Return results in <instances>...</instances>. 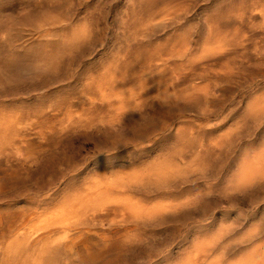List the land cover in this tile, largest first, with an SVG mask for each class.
Here are the masks:
<instances>
[{"label": "rangeland", "instance_id": "374dc122", "mask_svg": "<svg viewBox=\"0 0 264 264\" xmlns=\"http://www.w3.org/2000/svg\"><path fill=\"white\" fill-rule=\"evenodd\" d=\"M31 259L264 264V0H0V264Z\"/></svg>", "mask_w": 264, "mask_h": 264}, {"label": "bare ground", "instance_id": "6f19581e", "mask_svg": "<svg viewBox=\"0 0 264 264\" xmlns=\"http://www.w3.org/2000/svg\"><path fill=\"white\" fill-rule=\"evenodd\" d=\"M8 81V80H7ZM2 92V91H1ZM17 115V114H16ZM17 117V116H16ZM40 172V171H39ZM113 178V177H112ZM20 185V184H19ZM180 216V215H179ZM27 217V216H26ZM167 219V218H166ZM17 231H23L24 235H28L31 237V239L33 241H35L36 239H38L40 236H42L43 234H50L52 233V231H45V233H42V231L38 230L37 226L34 224V222L32 221L31 218H28L26 220H24V222L22 223V226L18 228ZM22 233V234H23ZM21 236V235H20ZM71 239V238H70ZM68 240V239H67ZM8 241V240H7ZM6 241V247H5V254L7 255L9 260L15 259V257L19 254V251L21 249H23L24 244L18 243L16 241H10L7 242ZM66 244V243H65ZM74 244V241H70L67 243L68 248L70 249L72 247V245ZM5 245V244H4ZM3 247V246H2ZM73 252V251H72ZM51 253V252H50ZM2 254V253H1ZM251 260V259H250ZM31 264H38L36 262H34L31 259ZM209 262V261H208ZM244 263V261H241ZM248 262V261H247ZM245 262V263H247ZM212 263V262H211ZM214 263V262H213ZM27 264V263H26Z\"/></svg>", "mask_w": 264, "mask_h": 264}]
</instances>
